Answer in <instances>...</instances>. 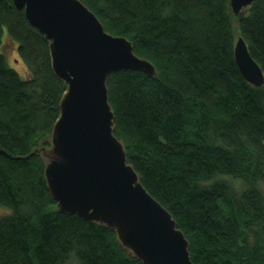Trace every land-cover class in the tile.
I'll use <instances>...</instances> for the list:
<instances>
[{
	"label": "trees",
	"instance_id": "1",
	"mask_svg": "<svg viewBox=\"0 0 264 264\" xmlns=\"http://www.w3.org/2000/svg\"><path fill=\"white\" fill-rule=\"evenodd\" d=\"M80 1L155 68L107 76L113 133L192 264H264V84L247 82L234 59L241 37L264 74V0L238 15L228 0ZM4 35L24 79L6 61ZM64 88L43 36L0 0V206L9 209L0 264H142L113 229L60 212L49 193L44 165Z\"/></svg>",
	"mask_w": 264,
	"mask_h": 264
},
{
	"label": "water",
	"instance_id": "2",
	"mask_svg": "<svg viewBox=\"0 0 264 264\" xmlns=\"http://www.w3.org/2000/svg\"><path fill=\"white\" fill-rule=\"evenodd\" d=\"M252 1L228 4L238 15ZM12 2L48 43L52 72L65 85L44 165L58 210L113 229L121 247L142 264H192L188 241L142 186L113 133L107 76L122 69L155 76L154 66L133 52L130 40L106 32L80 0ZM234 59L247 82L264 84V74L241 37L234 44Z\"/></svg>",
	"mask_w": 264,
	"mask_h": 264
},
{
	"label": "rangeland",
	"instance_id": "3",
	"mask_svg": "<svg viewBox=\"0 0 264 264\" xmlns=\"http://www.w3.org/2000/svg\"><path fill=\"white\" fill-rule=\"evenodd\" d=\"M232 20H233V23L236 24V19L234 17ZM2 41H3L2 51L5 55L8 65L12 69H14L22 79H24L27 76V69H26L24 62L18 57V54L15 49L16 46L10 40H8L5 37V35L3 36ZM235 183L237 184L240 182L237 180ZM6 209L0 206V216L4 215L7 212V210H9V209L7 210Z\"/></svg>",
	"mask_w": 264,
	"mask_h": 264
}]
</instances>
